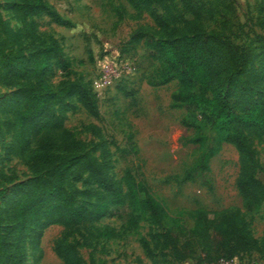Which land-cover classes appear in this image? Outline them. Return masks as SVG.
I'll return each instance as SVG.
<instances>
[{
	"label": "rangeland",
	"instance_id": "rangeland-1",
	"mask_svg": "<svg viewBox=\"0 0 264 264\" xmlns=\"http://www.w3.org/2000/svg\"><path fill=\"white\" fill-rule=\"evenodd\" d=\"M14 1L0 0V58L3 54L14 59L19 51L29 57L41 49L14 17L11 5ZM43 1L58 16L36 21L38 31L51 35L57 42L62 50L59 63L64 65L63 68L53 62L47 76L56 101L54 114L76 139L98 144L93 156L104 157L101 163L109 168L110 177L118 178L125 170L130 171L147 184L156 202L153 211L140 205L113 207L99 221V225L122 233L128 214L133 213L140 216L136 230L113 240H88L84 246L77 245L81 238L74 235L62 244L63 249L78 264H89L92 260L96 264H198L193 258H179L171 250L161 251L156 243L163 231L191 229L193 220L189 214L198 209L208 212L210 219L213 214L228 209L242 210V199L235 185L238 154L232 145L223 143L210 159L207 172L194 181H181L196 158L213 146L215 132L208 129L205 144L195 143L189 125L191 116L184 109L171 107L177 81L152 85L160 66L151 52L160 34L156 16L161 11H144L135 19V10L128 0ZM197 1L214 14L215 22L205 23L208 30L216 29L217 18L224 14L231 25L227 34L235 44L264 53L262 43L257 42L258 36L264 38V0ZM186 18L191 20L190 16ZM1 22L16 34L18 46L9 41ZM134 33L139 36L136 42L131 39ZM122 62H129L132 72L115 81L111 76L118 72ZM1 67L2 64L0 236L3 249L9 263L64 264L54 251L63 229L47 224L49 214L38 219L44 207L33 216L26 215L22 225L14 219V205L36 188L37 179L44 176L39 162L31 159L43 151L25 127L20 130L14 127L13 109L22 101L24 89L12 75L1 76ZM103 71L108 72L107 80L103 79ZM78 90L82 94H77ZM255 147L264 167V142L256 143ZM257 177L264 185V173ZM34 206L32 203L29 210ZM243 226L250 244L235 258L236 264H264V202L254 212L244 213ZM143 241L148 243L151 253Z\"/></svg>",
	"mask_w": 264,
	"mask_h": 264
},
{
	"label": "trees",
	"instance_id": "trees-1",
	"mask_svg": "<svg viewBox=\"0 0 264 264\" xmlns=\"http://www.w3.org/2000/svg\"><path fill=\"white\" fill-rule=\"evenodd\" d=\"M128 3L135 10V19L144 11H161L156 16L160 34L151 52L160 66L152 85L177 81L171 107L184 109L191 116L189 125L195 143L205 144L208 129L215 132L213 146L196 158L181 181H194L207 172L210 159L223 143L232 145L238 154L235 185L242 199V210L228 209L210 219L208 212L198 209L189 214L193 220L191 229L163 231L156 246L161 251H173L179 258H193L198 264L233 260L250 244L243 226L244 213L254 212L264 202V185L257 177L264 173V167L255 147L256 143L264 142V53L235 44L227 34L231 25L224 14L217 16L218 27L208 30L205 23L215 22L214 14L197 0H128ZM11 5L14 17L41 49L29 57L19 51L14 59L2 54L1 76L12 75L23 86L22 101L13 109V125L18 130L25 127L40 146L43 153L31 159L39 162V170L44 173L37 179L36 188L14 205V219L22 225L26 215L33 216L44 207L38 219L49 214L47 224L63 229L54 244L56 255L64 264H78L63 249L66 240L79 235L81 243L77 245L84 246L88 240L116 239L122 233L136 230L140 216L129 213L120 233L99 225L111 208L140 205L153 211L156 202L147 184L130 171L125 170L118 178L110 177L109 168L101 163L104 157L93 156L98 144L76 139L54 114L56 101L47 76L53 62L64 68L59 63L62 50L51 35L38 31L36 21L57 17V13L43 0H15ZM1 26L9 41L18 46L16 34L4 22ZM131 39L138 41V33L132 34ZM257 42L264 47L263 37L258 36ZM91 90L96 99L92 87ZM32 203L35 206L29 210ZM143 246L148 249L146 241ZM6 261L21 264L8 262L0 236V264ZM89 264L96 262L92 260Z\"/></svg>",
	"mask_w": 264,
	"mask_h": 264
},
{
	"label": "built area",
	"instance_id": "built-area-1",
	"mask_svg": "<svg viewBox=\"0 0 264 264\" xmlns=\"http://www.w3.org/2000/svg\"><path fill=\"white\" fill-rule=\"evenodd\" d=\"M132 72V65L129 62H122L118 68V72H115L111 78L115 81H120L121 79L125 78V76L130 75ZM104 80H107L108 72L103 71ZM110 80V78H108ZM95 92V91H94ZM96 93V92H95ZM214 264H236V260H219Z\"/></svg>",
	"mask_w": 264,
	"mask_h": 264
}]
</instances>
